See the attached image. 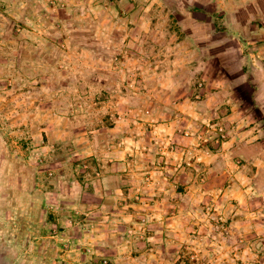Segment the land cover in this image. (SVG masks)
Listing matches in <instances>:
<instances>
[{
    "label": "rangeland",
    "instance_id": "rangeland-1",
    "mask_svg": "<svg viewBox=\"0 0 264 264\" xmlns=\"http://www.w3.org/2000/svg\"><path fill=\"white\" fill-rule=\"evenodd\" d=\"M3 254L264 264V0H0Z\"/></svg>",
    "mask_w": 264,
    "mask_h": 264
},
{
    "label": "crops",
    "instance_id": "crops-1",
    "mask_svg": "<svg viewBox=\"0 0 264 264\" xmlns=\"http://www.w3.org/2000/svg\"><path fill=\"white\" fill-rule=\"evenodd\" d=\"M20 255H22V254H20ZM3 257H4V254H3ZM66 258H67L66 255H61L62 261L57 260V262H64L65 264H67V263L68 264H91V263L87 262V260H85L84 257L79 258L77 256V257H74L73 260L66 259ZM4 259H5V257H4ZM58 259H60V258H58ZM48 261L50 264V263H53V261H55V259H50V260L48 259ZM19 263H21V262H19V259H15L13 262H11V261L7 262V260L5 259V261L1 262L0 264H19ZM22 264H26V262L24 261V263H22Z\"/></svg>",
    "mask_w": 264,
    "mask_h": 264
}]
</instances>
